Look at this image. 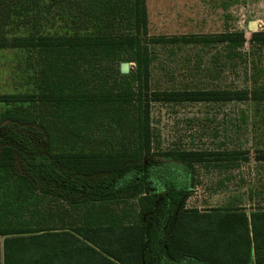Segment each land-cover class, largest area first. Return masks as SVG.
I'll return each mask as SVG.
<instances>
[{
	"label": "trees",
	"instance_id": "obj_1",
	"mask_svg": "<svg viewBox=\"0 0 264 264\" xmlns=\"http://www.w3.org/2000/svg\"><path fill=\"white\" fill-rule=\"evenodd\" d=\"M147 15L146 0H0V51L31 54L36 71L31 92L0 94L11 107L0 129L12 121L45 137L43 155L33 139L0 147V264H264L261 188L237 204L186 207L197 168H238L250 151H165L188 181L164 166L126 178L153 151L154 104L264 106V32L251 34L259 53L248 55L245 87L154 90L153 44H218L230 57L247 41L241 31L150 37ZM252 154L264 164V148ZM129 191L132 220L120 207Z\"/></svg>",
	"mask_w": 264,
	"mask_h": 264
},
{
	"label": "rangeland",
	"instance_id": "obj_2",
	"mask_svg": "<svg viewBox=\"0 0 264 264\" xmlns=\"http://www.w3.org/2000/svg\"><path fill=\"white\" fill-rule=\"evenodd\" d=\"M146 6L150 37L176 41L182 36L204 37L241 31L247 41L239 51V56L233 53L230 57L218 44L208 47L200 43L153 44L150 46L153 59L150 78L152 89H234L248 84V55L250 60L259 53L257 45L249 43L252 32L248 30V23L255 21L257 32H264V0H146ZM34 63L29 53L0 51V94L31 92L34 85L30 79L32 77L33 80L36 73ZM130 68L132 64H129ZM10 108L0 107V118ZM151 123L153 151L148 159L127 167L130 174L126 177L128 181L143 179L144 172H149L153 166H164L173 175L188 181L189 172L182 164L160 156L165 151L240 149L250 151L249 163L234 169L197 168L198 182L193 195L186 201V207L203 211L228 203L237 204L246 199L251 187L264 191V164L254 162L252 154L255 149L264 148V106L157 103L151 109ZM20 125L12 121L1 125L0 147L18 137L33 139L38 144L34 154L43 155V133V136L41 133L31 134L26 126ZM26 152H32L29 146ZM17 160L19 164L24 163L20 154H17ZM22 169L18 165V170L24 173ZM96 179L109 181L106 176ZM130 193L124 194L128 201L120 207L129 213L132 220V208L136 200ZM263 200L264 196L260 201ZM245 206V210L249 211L251 206L247 202Z\"/></svg>",
	"mask_w": 264,
	"mask_h": 264
},
{
	"label": "water",
	"instance_id": "obj_3",
	"mask_svg": "<svg viewBox=\"0 0 264 264\" xmlns=\"http://www.w3.org/2000/svg\"><path fill=\"white\" fill-rule=\"evenodd\" d=\"M248 30L252 33L257 32V23L255 21H251L248 23ZM120 72L121 74H128L129 73V64L122 63L120 65Z\"/></svg>",
	"mask_w": 264,
	"mask_h": 264
}]
</instances>
